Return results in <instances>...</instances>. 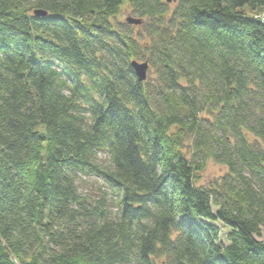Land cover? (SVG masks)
Returning <instances> with one entry per match:
<instances>
[{
  "label": "trees",
  "instance_id": "16d2710c",
  "mask_svg": "<svg viewBox=\"0 0 264 264\" xmlns=\"http://www.w3.org/2000/svg\"><path fill=\"white\" fill-rule=\"evenodd\" d=\"M0 264H264V0H0Z\"/></svg>",
  "mask_w": 264,
  "mask_h": 264
},
{
  "label": "rangeland",
  "instance_id": "374dc122",
  "mask_svg": "<svg viewBox=\"0 0 264 264\" xmlns=\"http://www.w3.org/2000/svg\"><path fill=\"white\" fill-rule=\"evenodd\" d=\"M172 4L171 7H173ZM119 17L121 21H124L128 17V14L122 12ZM105 159L106 157L104 155L99 156L100 161H104ZM225 172L226 169L223 166L217 165L214 162H208L206 170L202 174H200L198 178V184L208 185L209 183L221 177ZM80 187L85 193L91 192V193L101 194L103 192H106L107 198L116 200L115 194L111 193V190L104 185V182L100 177H94V176L86 177L80 182ZM113 209L115 208L113 207ZM225 233L226 230L222 229L221 231L222 241H224Z\"/></svg>",
  "mask_w": 264,
  "mask_h": 264
},
{
  "label": "water",
  "instance_id": "95a60500",
  "mask_svg": "<svg viewBox=\"0 0 264 264\" xmlns=\"http://www.w3.org/2000/svg\"><path fill=\"white\" fill-rule=\"evenodd\" d=\"M168 2H170V0H168ZM34 15L35 16H46L47 12L44 11H34ZM141 19L139 18H133L132 16H129L125 19V22L129 25H140L141 24ZM132 71L136 77V79L139 82H144L147 79L148 76V71H149V65L147 61H143V62H138V61H131L130 63Z\"/></svg>",
  "mask_w": 264,
  "mask_h": 264
}]
</instances>
